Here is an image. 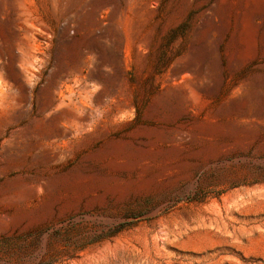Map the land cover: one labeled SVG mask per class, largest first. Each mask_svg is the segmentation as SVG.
Returning a JSON list of instances; mask_svg holds the SVG:
<instances>
[{
    "label": "rangeland",
    "instance_id": "rangeland-1",
    "mask_svg": "<svg viewBox=\"0 0 264 264\" xmlns=\"http://www.w3.org/2000/svg\"><path fill=\"white\" fill-rule=\"evenodd\" d=\"M0 264H264V0H0Z\"/></svg>",
    "mask_w": 264,
    "mask_h": 264
},
{
    "label": "bare ground",
    "instance_id": "bare-ground-1",
    "mask_svg": "<svg viewBox=\"0 0 264 264\" xmlns=\"http://www.w3.org/2000/svg\"><path fill=\"white\" fill-rule=\"evenodd\" d=\"M252 1H254V0H252ZM250 18V17H249ZM249 18H247L246 19V26H249V24H250V19ZM246 37H247V42H248V44L251 46L252 44H253V41H254V34H253V31H251V30H249L247 33H246Z\"/></svg>",
    "mask_w": 264,
    "mask_h": 264
}]
</instances>
